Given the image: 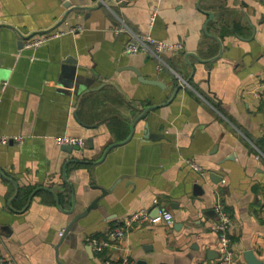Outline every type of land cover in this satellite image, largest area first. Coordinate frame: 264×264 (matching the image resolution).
<instances>
[{"label":"crops","instance_id":"crops-1","mask_svg":"<svg viewBox=\"0 0 264 264\" xmlns=\"http://www.w3.org/2000/svg\"><path fill=\"white\" fill-rule=\"evenodd\" d=\"M66 1L0 0V22L45 29ZM119 20L179 47L161 52L157 70L150 55L123 51ZM65 26L75 29L22 49L0 26V133L22 135L0 143V251L14 264H219V201L232 218L231 264H264V159L250 147H264V0H112L71 11ZM65 55L76 59V93ZM62 133L85 140L75 159ZM105 187L96 219L65 228L66 210ZM155 207L171 222L132 225L102 253L84 239Z\"/></svg>","mask_w":264,"mask_h":264},{"label":"built area","instance_id":"built-area-1","mask_svg":"<svg viewBox=\"0 0 264 264\" xmlns=\"http://www.w3.org/2000/svg\"><path fill=\"white\" fill-rule=\"evenodd\" d=\"M114 32H122L126 34V39L123 43L124 52L132 53L139 51L150 55L155 60V67L157 70L161 67V52L165 50L176 49L177 47H179V44L176 42L157 40L152 38L147 33L135 32L122 20H119L116 28L114 29ZM57 34L58 33L54 31V35ZM46 38L47 37H44L42 39ZM42 39L32 40L27 43V45L37 44L41 42ZM10 138L12 139V142L19 143L22 140V135L10 136L8 134L0 133V143H7ZM56 139L60 143H77L79 145L82 144L81 138L76 136H67L65 134H62L57 136ZM250 147L253 150L252 156L254 158L264 159L263 146H257L256 144L250 142ZM186 162L194 169L199 168L197 163L192 160L186 159ZM213 209L215 219L211 223L210 227L213 231L216 232L217 235L216 249L218 252V262L219 264H231L232 249L230 246L228 230L232 224V218L230 217L227 210H225L223 203L219 201L214 204ZM171 220V213L169 211L160 210L158 207L155 214H151V211L146 208L135 209L129 211L128 213H125L122 217L115 220L111 226L105 228L101 233L87 234L85 235L84 239L94 253H102L104 251V248L110 243L117 242L124 238L125 234L132 225L150 224L158 221L170 223ZM0 264H14V262L11 256L0 251ZM102 264H129V261L125 256L121 257L119 260H113L109 256H104L102 258Z\"/></svg>","mask_w":264,"mask_h":264},{"label":"water","instance_id":"water-1","mask_svg":"<svg viewBox=\"0 0 264 264\" xmlns=\"http://www.w3.org/2000/svg\"><path fill=\"white\" fill-rule=\"evenodd\" d=\"M102 2L110 4L112 2V0H94L93 2L88 3V4L71 3L69 0H67L66 3L64 4L66 9L61 14V16L53 24H51L49 27H47L45 29H35V30H31L29 32L23 33L21 31H19L17 28H15L14 26H12L11 24H8L7 22H0V26L8 27L15 33V35L17 36L16 46L19 49H22L24 46L27 45V43H29L32 40H39V39H42L44 37H47L46 39H42L41 42H43V41L49 39L50 37H52V36H50V33L53 30L58 32L59 34H62L64 32H68V31H70V32L73 31L75 28L72 30H69L70 26H65L64 28L59 27L64 22V20L67 18L68 14L74 10H86V11H88L94 7L99 6ZM61 59H62L64 68H65L64 70L66 71V76L65 75L64 76L67 77V82H64V84L67 87L72 88V92L76 93V91L79 87V84H80V80H79L80 74H79V72H77L76 66H75L76 59L73 55L72 56L65 55ZM133 72L136 74L137 79L140 81L159 84L158 80H156V79L143 78L141 76V74L135 69H133ZM5 83H6L5 80H2L0 83V88H2ZM82 84L84 85V83H82ZM0 92H3V91H0ZM144 127L147 128V123L144 124ZM62 134H59V135H62ZM12 135H15V134H12ZM12 135H10V136H12ZM65 135L76 136V135H70V134H66V133H65ZM151 136L152 135L149 134L147 132V130L145 129L143 132V138H147V137L152 138ZM76 137L81 138V140H82L81 145L84 146L85 140H83V138L81 136H76ZM11 142H12V139L10 138L7 143L11 144ZM87 143H88V146H91V137L90 136L87 137ZM60 148L63 151L74 153L72 150L79 149L80 145L77 143H60ZM73 155H74L73 159H75L74 157L77 156L76 153H74ZM212 174L214 175L215 172H212L211 175ZM96 186L98 187L99 185H96ZM107 189H108V187L107 188L106 187L100 188V194H98L95 198L91 199L88 202V204L85 207L81 208L79 211L73 212V210H66V214H67L66 215V223H67L66 225L67 226H65V228H69L72 223H80V220L83 217L88 218V219H92V221H94L96 219V217L98 216V211L100 210L98 208L99 207L98 199L100 196H102V194H104L107 191ZM156 211H157V207H155L151 210V214H155ZM61 233H62V231H60V234ZM135 264H143V262L136 261Z\"/></svg>","mask_w":264,"mask_h":264},{"label":"trees","instance_id":"trees-1","mask_svg":"<svg viewBox=\"0 0 264 264\" xmlns=\"http://www.w3.org/2000/svg\"><path fill=\"white\" fill-rule=\"evenodd\" d=\"M260 146V145H259Z\"/></svg>","mask_w":264,"mask_h":264}]
</instances>
